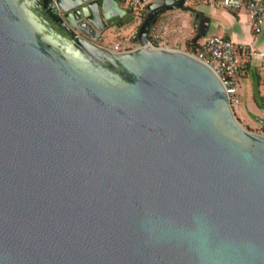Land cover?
<instances>
[{
  "label": "water",
  "instance_id": "95a60500",
  "mask_svg": "<svg viewBox=\"0 0 264 264\" xmlns=\"http://www.w3.org/2000/svg\"><path fill=\"white\" fill-rule=\"evenodd\" d=\"M138 1L116 51V0H0V264H264V135L206 63L148 45L187 0Z\"/></svg>",
  "mask_w": 264,
  "mask_h": 264
},
{
  "label": "crops",
  "instance_id": "0c3cea01",
  "mask_svg": "<svg viewBox=\"0 0 264 264\" xmlns=\"http://www.w3.org/2000/svg\"><path fill=\"white\" fill-rule=\"evenodd\" d=\"M120 7L128 14L135 15L132 11V3L135 0H116ZM184 6L194 9V13L184 9L166 11L160 15L152 26L153 31L160 32L161 42L170 48H183L186 42L193 38L198 32L194 28V15L209 19L208 30L212 28L209 35L225 37L234 43L249 46L253 52L247 63L245 72L238 79V104L234 106V114L241 123L254 126L253 119L264 126V31L255 36L250 26V19L245 11L231 12L224 8L215 7L209 0H187ZM143 8L139 5L137 8ZM134 20L123 26L113 25L114 29L104 33L106 41L113 40L111 36L129 35V39L115 41L129 48V41L133 40L135 29L142 20V15L134 16ZM207 30V32H208ZM133 34V35H132ZM203 37L199 40L202 41ZM114 43V42H113Z\"/></svg>",
  "mask_w": 264,
  "mask_h": 264
},
{
  "label": "built area",
  "instance_id": "2783aa9c",
  "mask_svg": "<svg viewBox=\"0 0 264 264\" xmlns=\"http://www.w3.org/2000/svg\"><path fill=\"white\" fill-rule=\"evenodd\" d=\"M209 2L215 7L231 12L245 11L250 19L253 34L258 36L263 33L264 0H209ZM139 5L142 4L138 0L133 1L131 11H136L134 16H141L143 13V8H137ZM148 45L164 47L160 43V32L153 31V27L148 35ZM252 54L249 46L234 43L222 36L209 35L203 37L193 55L214 70L226 90L231 106L234 107L239 102L238 79L245 72Z\"/></svg>",
  "mask_w": 264,
  "mask_h": 264
},
{
  "label": "rangeland",
  "instance_id": "374dc122",
  "mask_svg": "<svg viewBox=\"0 0 264 264\" xmlns=\"http://www.w3.org/2000/svg\"><path fill=\"white\" fill-rule=\"evenodd\" d=\"M142 14V13H141ZM113 27L115 26H111V27H108L106 30H104L102 32V36L104 35V33L106 31H108L109 29L112 30L114 29ZM137 29L138 27L135 29V33L137 32ZM109 32V31H108ZM212 32V28H210L207 32V34H210ZM133 35V34H132ZM101 36V38L97 41V44L101 45V46H104V47H107L109 49H113V50H116V51H128V50H131V49H134L138 44L137 42H135V34L133 36V40H130L129 41V48L125 47L123 44H117V42L115 41H120V40H123V38L125 39H129V35H118V36H110L109 37H113L111 41H106L103 37ZM114 42V43H113ZM160 43L162 46L165 47V45L161 42V39H160ZM167 48H170L168 46H166ZM171 49H179V50H183L191 55H193L194 53L191 51L190 48H187L186 45L185 47L183 48H179V47H174V48H171ZM233 110H234V107L232 106ZM238 121L241 123V121L238 119ZM253 122H255V124H252L254 126H249L248 124H242V126L247 129L248 131H251V132H255V133H259V134H263L264 135V126H260L259 125V121L256 120V119H253Z\"/></svg>",
  "mask_w": 264,
  "mask_h": 264
},
{
  "label": "trees",
  "instance_id": "16d2710c",
  "mask_svg": "<svg viewBox=\"0 0 264 264\" xmlns=\"http://www.w3.org/2000/svg\"><path fill=\"white\" fill-rule=\"evenodd\" d=\"M182 9L189 11L191 13L196 12V11H194V9H192L191 7H188V6H183ZM130 12H132V11L130 10ZM201 38H202L201 35L199 34V32H197L193 38H191L190 40H188L186 42V47L190 48L193 53L196 52V50L199 48V40Z\"/></svg>",
  "mask_w": 264,
  "mask_h": 264
}]
</instances>
